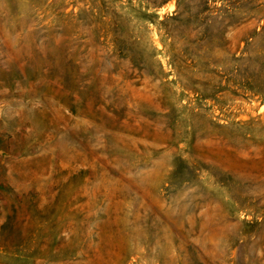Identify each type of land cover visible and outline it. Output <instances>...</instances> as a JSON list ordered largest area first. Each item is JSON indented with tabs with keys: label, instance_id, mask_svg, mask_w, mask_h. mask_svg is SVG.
Segmentation results:
<instances>
[{
	"label": "rangeland",
	"instance_id": "rangeland-1",
	"mask_svg": "<svg viewBox=\"0 0 264 264\" xmlns=\"http://www.w3.org/2000/svg\"><path fill=\"white\" fill-rule=\"evenodd\" d=\"M0 264H264V0H0Z\"/></svg>",
	"mask_w": 264,
	"mask_h": 264
}]
</instances>
